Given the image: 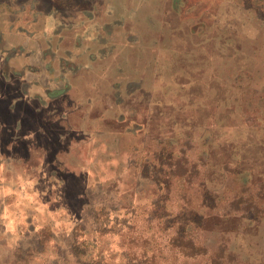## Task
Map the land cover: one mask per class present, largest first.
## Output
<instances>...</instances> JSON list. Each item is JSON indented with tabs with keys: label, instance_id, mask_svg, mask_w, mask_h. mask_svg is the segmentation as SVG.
Here are the masks:
<instances>
[{
	"label": "rangeland",
	"instance_id": "1",
	"mask_svg": "<svg viewBox=\"0 0 264 264\" xmlns=\"http://www.w3.org/2000/svg\"><path fill=\"white\" fill-rule=\"evenodd\" d=\"M244 1L0 0V264H202L168 244L187 206L227 264H264V215L222 218L197 186L264 184V8ZM167 138L206 155L186 192L145 172Z\"/></svg>",
	"mask_w": 264,
	"mask_h": 264
},
{
	"label": "trees",
	"instance_id": "2",
	"mask_svg": "<svg viewBox=\"0 0 264 264\" xmlns=\"http://www.w3.org/2000/svg\"><path fill=\"white\" fill-rule=\"evenodd\" d=\"M250 2L252 3L251 0ZM253 4L255 12H259L261 8H264V0H253ZM155 140L160 141V139ZM169 141L170 139L168 138L161 141L163 145L153 152V160L143 161L145 162L144 164L149 166V170L145 172L149 176H152L153 180L157 182L161 188L166 186V188L169 189L172 182L181 181L186 187V192V189H189L191 184L199 183L197 182L198 180L196 181L194 179L200 176V168L205 163L206 155L201 152L198 154L197 158L196 156L191 158L188 156V152L193 146V140L185 139L179 143L177 149H175L173 144L169 143ZM223 167L225 172H236V169L234 167L230 168L228 163H225ZM239 173L242 175L240 171L236 173L239 176L238 185L234 188L231 197L228 198L223 196L224 191L220 193L201 185V183L197 184L198 187H201V192H203L200 203L204 204V198L210 196L211 202L206 200L208 209H212L216 204L219 206L218 209L223 212L221 213L222 218L230 217L240 212L239 218L242 220L247 219L249 223H257L264 215V184L262 182L256 184L244 180ZM166 197V194H162V201L166 200ZM161 208L160 206H153L148 215H150L151 218L157 217L160 219L162 226L164 223L169 225L170 221L167 220V216L164 218V211ZM187 208L189 207L187 206L186 209L181 211L183 212L184 218L182 217L178 220L176 231L168 237V244L171 246V249H174V252L184 260L200 259L203 261L201 262L202 264H227L231 256L226 252V247L223 244H218L215 248L211 249L206 243L197 241V238H194L192 232L188 230L189 225L193 228L195 226L199 227V224L197 218L193 219L192 216H189ZM210 213L211 212H208L207 215ZM194 214L195 213H193V215ZM147 220L149 222L151 221L149 218H147ZM146 260L143 261L139 259L136 252L133 251L132 259L123 260L120 264H153L152 262H148V258H146ZM178 260L177 257L173 259L175 264H178ZM99 262L100 264H109L102 261Z\"/></svg>",
	"mask_w": 264,
	"mask_h": 264
},
{
	"label": "crops",
	"instance_id": "3",
	"mask_svg": "<svg viewBox=\"0 0 264 264\" xmlns=\"http://www.w3.org/2000/svg\"><path fill=\"white\" fill-rule=\"evenodd\" d=\"M0 35L2 36V30H1V28H0ZM7 42V41H6ZM7 45V44H6ZM4 49V48H3ZM3 51V50H2ZM4 51H6V53H5V55L7 56V55H9V54H12V53H14L13 51L11 52V50L10 49H7V50H4ZM3 53V52H2Z\"/></svg>",
	"mask_w": 264,
	"mask_h": 264
}]
</instances>
